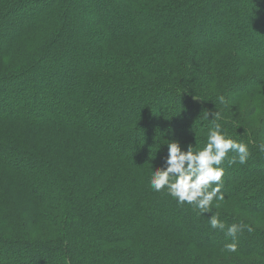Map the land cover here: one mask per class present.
Instances as JSON below:
<instances>
[{"label": "trees", "instance_id": "1", "mask_svg": "<svg viewBox=\"0 0 264 264\" xmlns=\"http://www.w3.org/2000/svg\"><path fill=\"white\" fill-rule=\"evenodd\" d=\"M263 70L264 0H0V264H264V119L231 111ZM215 124L251 153L220 206L154 192Z\"/></svg>", "mask_w": 264, "mask_h": 264}, {"label": "clouds", "instance_id": "2", "mask_svg": "<svg viewBox=\"0 0 264 264\" xmlns=\"http://www.w3.org/2000/svg\"><path fill=\"white\" fill-rule=\"evenodd\" d=\"M219 103L224 104L225 97H218ZM219 113L215 112L213 120H218ZM168 144V155L164 166L152 171L150 187L154 192L166 191L178 204L193 205L202 214L211 212L213 202L218 208L225 197L222 177L225 168L222 163L228 158L229 153L234 155L228 159V163L244 165L250 158V150L246 143L238 142L226 132L222 131L220 124H215L208 132L207 142L202 149H194L189 145L188 149L182 150L178 141ZM261 153H264V142L258 145ZM213 229L225 230V224L216 213L209 219ZM246 225L232 224L226 228L225 235L231 237L232 242L226 245L228 252H237L238 234ZM249 231L252 229L249 227Z\"/></svg>", "mask_w": 264, "mask_h": 264}, {"label": "rangeland", "instance_id": "3", "mask_svg": "<svg viewBox=\"0 0 264 264\" xmlns=\"http://www.w3.org/2000/svg\"><path fill=\"white\" fill-rule=\"evenodd\" d=\"M221 19L222 15H220V19L218 20ZM213 27L207 25L206 29L211 30V28L214 29ZM257 37L260 36L257 34ZM69 85L71 84H67L68 87ZM231 111L242 120L249 132L254 128L257 129V127H260L261 121L264 119V86L252 92L250 91L248 94L246 93V95L236 100L232 105ZM262 220L264 221V218ZM236 258L239 259V257Z\"/></svg>", "mask_w": 264, "mask_h": 264}]
</instances>
